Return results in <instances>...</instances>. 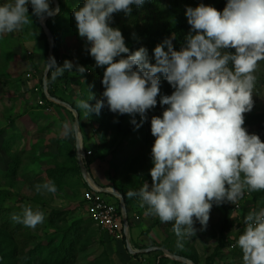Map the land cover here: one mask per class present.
Listing matches in <instances>:
<instances>
[{
	"label": "clouds",
	"instance_id": "clouds-1",
	"mask_svg": "<svg viewBox=\"0 0 264 264\" xmlns=\"http://www.w3.org/2000/svg\"><path fill=\"white\" fill-rule=\"evenodd\" d=\"M50 2L4 0L0 3V37L29 24V4L37 17L59 14V7H50ZM143 3L144 0H85L82 7L74 10L78 34L90 43L89 54L96 66H107L101 98L90 104L92 94L87 100H79L78 106L88 116L93 112L99 115L107 106L113 113L129 114L130 122L139 128L148 119V110L157 105L161 88L158 74L173 87L171 95H160L159 104L168 106L162 116L151 118V134L155 137L152 184L144 182L138 191L129 190L127 196L139 197L141 206H147L149 214L158 216L161 222H172L177 247H183L185 237L196 235L194 217L200 230L207 227L213 202L236 204L246 191H264V141L243 127L244 114L254 105L258 62L264 60V0H227L222 11L203 3L186 6L191 29L180 50L173 47V34L155 47L154 64L149 62L148 50L143 46L115 60L130 50L119 28L110 26L112 14H130L132 5L139 7ZM229 48L235 52L225 51ZM47 63L55 69L53 78L74 68L69 60L57 66L54 57ZM75 68L81 74L86 70L79 64ZM64 128L67 134L68 126ZM87 184L89 189L96 182ZM42 190L55 193L57 187L52 181L36 185L37 192ZM120 212L123 215L122 208ZM12 219L35 228L45 216L27 206L22 216L13 215ZM244 224L245 230L237 240L243 264H264V207L248 212ZM123 225L124 239L130 245V225L126 228L124 220ZM135 251L132 254L145 253Z\"/></svg>",
	"mask_w": 264,
	"mask_h": 264
},
{
	"label": "rangeland",
	"instance_id": "rangeland-1",
	"mask_svg": "<svg viewBox=\"0 0 264 264\" xmlns=\"http://www.w3.org/2000/svg\"><path fill=\"white\" fill-rule=\"evenodd\" d=\"M78 3L79 7L84 4L82 0ZM29 6L31 5L29 4ZM50 7L55 8L54 0H51ZM79 7L76 6V9ZM171 8L170 1H166L164 14H156L155 19L162 22L161 18H165ZM185 9V5H180L177 10L184 13ZM28 14L30 16L29 24L18 31L4 35L7 47L13 49V58L6 64L0 65V190H10L8 191L10 192L8 198L3 200L6 207L8 206L13 210H15L14 208H21L22 210L24 207L31 206L34 211L37 209L41 211L40 206L46 205V210L49 213L53 210L68 209L74 214V216L73 214L69 215V222H71L77 217H88L83 200L84 193L88 189L83 186L84 183H87L86 180L83 179V183L78 177L73 180L79 188L72 185L73 182L70 181L63 185L61 191L57 189L55 193L43 190L41 192L36 191V185L48 182L47 170L63 164L61 157L62 141L65 139L72 142L76 148L77 133H79L82 142V155L86 157L88 153H97L98 164L90 173L100 187L119 191L112 185L116 186L121 183L129 187L131 184H136L138 191L144 182L149 185L152 184V178L147 180L146 177L149 172L148 166L152 160L151 151L155 137L151 134V123L144 121L147 126L146 134H142L140 131L134 133L130 141H125V144L120 145L121 151H119L116 148L119 138L115 137L116 128L113 125V121L117 120L119 114L111 112L107 106L101 109L99 115L93 112L88 116L86 111L82 109L83 113L79 116L80 130L77 132L75 131V113L73 110L54 101V105L43 103L41 92L45 90L44 76L50 46L48 37L45 39L43 36V33L46 34V32L42 26V21L45 22L46 14L38 18L42 29L35 24L37 16L33 13ZM110 24L114 28H119L118 24ZM74 26L77 34L64 38L57 66H62L65 60L72 61L75 65L85 58H92L89 54L90 43L87 42L86 38L79 36L77 22ZM128 27L133 28L134 26L128 25ZM142 40H148V38L144 37ZM255 75L257 83L253 93L254 105L250 112L244 114L245 123L243 127L249 133H256V122L264 120V60L258 62ZM68 77L69 79L67 78L65 81L56 80L58 85L56 95L59 99L61 98L71 105L78 104L79 100H87V92L94 95V98L88 101L90 104H95L96 100L101 98L104 91L102 81L100 85H95V90L87 82L88 79H85L83 73L72 71ZM164 109L157 104L148 110V119L151 120L153 116H162ZM23 114L34 121L27 129L24 124L26 119H23L24 122L20 119ZM104 119L108 126L102 124ZM64 125L68 126L67 134ZM82 127L85 129V134L82 132ZM17 132H23L24 136L20 137ZM114 138L116 142L113 146L108 147ZM14 139L15 141H13ZM5 141L11 142L9 149L6 148V145L4 146ZM9 150L19 154L22 160L18 176L12 181H9L6 175L8 164L11 162ZM77 150L76 148V154ZM83 160L86 162V158ZM255 192L260 194L257 199L246 191L243 198L238 200L236 204L225 201L217 205L213 202L207 227L200 230L201 225L194 217L196 235L185 237L183 247L176 245V248L195 256L199 264H206L207 258L219 244L220 233L224 229L230 242L221 252V255L213 261V264H243L242 250L237 245V240L246 227L244 216L252 210L258 211L260 207H264V191ZM37 197L41 200L35 201ZM107 198L112 203L118 204L119 198L117 196L111 194V196L107 195ZM0 204L2 209V202ZM141 204L140 198L136 197L130 209H127L130 225L128 243L134 250L155 248L153 249L155 251L151 250L153 253H141L133 260L132 264H157L156 250L162 251L163 257H168L164 256L163 249L172 253L168 248L161 246V243H168L171 240L177 242V237L172 231V223L164 225L163 229L159 224V217L149 214L147 206L142 207ZM226 218H229L231 222L225 224ZM28 228L36 236L35 243L46 242L52 238L60 240V235L54 229L49 228L47 222L45 226L38 224L35 228ZM22 233H24V229L15 236L20 249L25 248V237L22 236ZM104 240L111 263L126 264L127 261L121 258V254L125 256V253L129 251L126 240L117 242V240L107 236H104ZM122 251L125 253H121ZM101 253L102 250L98 246H91L88 251L79 253L74 264H93ZM17 264L23 263L18 262Z\"/></svg>",
	"mask_w": 264,
	"mask_h": 264
},
{
	"label": "trees",
	"instance_id": "trees-1",
	"mask_svg": "<svg viewBox=\"0 0 264 264\" xmlns=\"http://www.w3.org/2000/svg\"><path fill=\"white\" fill-rule=\"evenodd\" d=\"M60 4V12L59 14L52 16L47 19L46 25L52 32L54 38V58L56 64L58 63V59L60 56V51L62 44L64 42L65 37L75 36L77 34L76 27L74 24L76 23L75 17L73 15L76 6L79 5V1L81 0H58ZM166 1H170L172 4V8L167 12L165 18H161L162 22L155 19L156 14L163 15L164 4ZM4 0H0V3H3ZM85 0H82L84 3ZM211 5L214 6L218 11H222L226 6L227 0H144V3L137 7L132 5V11L130 14H125L124 11L115 12L112 14V20L109 22L113 24L119 25V30L121 31L125 44L129 48L130 52L121 54L120 57L114 58L115 60H119L121 57H126L131 54L135 50L139 49L141 46L147 48L148 50V59L150 63H155L154 57V49L157 44H160L165 38H171L174 34V39H172L173 47L176 50H180V48L186 43V35L189 33L191 26L189 25L187 18L185 16V12H181V10H177L180 5L196 7L199 4ZM78 9V8H77ZM186 11V9H185ZM71 12V14H70ZM28 13H32V6L28 5ZM69 13V14H68ZM68 15V16H67ZM146 15V18L144 16ZM37 17L35 19V24L41 28L40 21ZM128 25H133L134 27H128ZM112 27V25L110 24ZM135 34V35H133ZM44 38L47 36L43 33ZM148 38V40H142V38ZM167 50V48H165ZM225 51L235 52V49L229 48ZM13 58V49L11 47H7V41L3 37H0V65L6 64L7 61ZM79 65L85 67V79H88L89 82L96 90V86L100 85V82L103 79L104 71L107 66L97 67L95 59L85 58L81 60ZM75 64V65H77ZM72 71H76V68ZM55 73V69L51 68L48 76V87L49 93L55 97H57V81H65L70 72L65 71L62 75H58L53 78ZM161 88L160 94L157 96V104H159L160 95H171L174 91L173 87L163 78L161 74ZM102 83V82H101ZM96 85V86H95ZM91 92H87L86 96L89 97ZM41 99L43 103L46 105H54L53 101L49 100L44 91L41 92ZM61 99V98H60ZM72 106L78 110L79 115L83 113V110L78 106V104L74 103ZM167 108V105L161 106ZM148 117V113H147ZM139 114H136L135 119H139ZM20 119H26L24 122L25 128L27 129L29 125H31L34 121L30 120V118L23 114L20 116ZM132 117L129 114L118 115L117 120L113 125L116 128V138L118 139V147L117 150L121 151V144H125V141H130L131 137L134 133L140 131L142 134H146L147 126L145 123H142V126L136 128L130 121ZM140 120H138L139 122ZM145 122L151 123L150 119H147ZM104 126H108L106 120L102 121ZM102 125V126H103ZM256 134H258L262 141H264V120L256 122ZM82 132L85 134V129L82 127ZM20 137H23V132L19 133ZM15 141V139L13 140ZM116 142L115 138L113 139L112 144H109L108 147L113 146ZM10 141H5L4 146L9 149ZM62 150L61 157L63 158V164L57 166L56 168H52L47 170V178L48 181H52L55 183L57 189L59 191L62 190L63 185L67 182L72 181V185H75L76 188H79L76 182L73 181L76 177L79 180H82L83 183V175L81 172V167L79 162L77 161L76 148L74 147L72 142L67 140L62 141ZM10 151V150H9ZM10 159L11 162L8 164L7 177L9 181L15 180L18 176L20 167H21V157L19 154L13 153L10 151ZM98 164V155L95 152H91L86 155V165L88 167L89 172L97 166ZM153 162L151 160L150 165L148 166L149 172L146 177L147 180L151 179L150 169L153 167ZM85 180V179H84ZM81 183V184H82ZM143 183V182H142ZM87 183H84L83 186L88 188ZM138 185L131 184L129 187L124 184L120 185H112V187L117 188L120 193L123 195L127 209L129 210L131 205L133 204L136 197L129 198L127 196V192L129 190L137 191ZM10 190H0V202H2V209L0 204V264H17L18 262H22L23 264H74L77 260L79 253H84L88 251L91 246H98L102 253L96 258L93 264H112L110 260V255L105 246L104 235L99 227H96L91 218L88 217H77L72 219L69 222V215L73 214L71 210H53L49 213L46 210V205H41L40 209L44 213L45 219L42 223L43 226L48 223V227L54 229L57 234L60 235V240L56 238H52L46 240V242L40 241L35 243L36 236L29 231V228L24 226L21 223L15 222L12 219L13 215L23 214V208H14L13 210L10 207H6L3 204V200L8 198L10 195ZM250 194L257 199L260 194L256 192H250ZM111 196V195H110ZM41 200L37 197L35 201ZM21 201V200H20ZM118 210L121 211L120 202L117 204ZM74 216V214H73ZM231 220L226 218L225 224L230 223ZM163 223L159 220V224L164 229V225L171 224ZM24 229V233L22 236L25 237V248L20 249L17 244V240L15 238L16 234H18L21 230ZM125 239H123V242ZM229 239L226 237L225 230L222 229L219 238V244L215 247V251L207 258L206 264H213V261L216 260L217 257L221 255V252L226 248L229 243ZM177 242L168 241L161 243V246L168 248L172 253L176 255H180L186 258L193 260L196 264H199L198 259L193 256L186 254L176 248ZM149 253H153L150 251ZM156 258L158 260V264H186L183 262H179L177 260L170 259L168 257H163V252L160 250H156ZM127 261L126 264H132L133 260L137 258L141 253L132 254L127 251L122 254Z\"/></svg>",
	"mask_w": 264,
	"mask_h": 264
},
{
	"label": "built area",
	"instance_id": "built-area-1",
	"mask_svg": "<svg viewBox=\"0 0 264 264\" xmlns=\"http://www.w3.org/2000/svg\"><path fill=\"white\" fill-rule=\"evenodd\" d=\"M86 212L101 231L116 240H123L126 233L122 212L112 203L103 190L95 185L84 193Z\"/></svg>",
	"mask_w": 264,
	"mask_h": 264
},
{
	"label": "water",
	"instance_id": "water-1",
	"mask_svg": "<svg viewBox=\"0 0 264 264\" xmlns=\"http://www.w3.org/2000/svg\"><path fill=\"white\" fill-rule=\"evenodd\" d=\"M54 4H55V7H59L60 9V4H59V1L58 0H54ZM47 20L48 18H50L49 16H45ZM42 26L46 32V35L49 39V43H50V46H49V56H48V61L51 57L54 56V38H53V35H52V32L50 31V29L47 27L46 23L45 22H42ZM47 61V62H48ZM50 69H51V66H48V63H47V67H46V70H45V76H44V87H45V94L47 96V98L49 100H52L54 102H57V103H60L61 105L65 106L66 108H69L71 110L74 111L75 113V131L79 132V126H80V118H79V112L77 109H75L71 104H69L68 102L64 101V100H61L59 99L58 97H53L49 94L48 92V87H47V82H48V76H49V72H50ZM79 133H77V143H76V148L78 149L77 150V158H78V161H79V164H80V167H81V172H82V175L84 177V179L87 181V182H94L93 179L91 178V175L83 161V157H82V154H81V146H82V142H81V135L79 137L78 135ZM96 185V184H95ZM102 190L104 192H108L109 194H112L114 196H117L120 200V206L122 208V211H123V220H124V224H125V227L128 228V225H129V221H128V218H127V206H126V201L123 197V195L117 191V190H114V189H107V188H102ZM128 248H129V251L131 253H135L137 251H135L134 249H132V247L130 245H128ZM152 249H142L140 250L141 252H149L151 251ZM164 250V256H168L172 259H175V260H179V261H183V262H186L188 264H196L194 261L186 258V257H183V256H179V255H175V254H172L170 253L168 250Z\"/></svg>",
	"mask_w": 264,
	"mask_h": 264
},
{
	"label": "crops",
	"instance_id": "crops-1",
	"mask_svg": "<svg viewBox=\"0 0 264 264\" xmlns=\"http://www.w3.org/2000/svg\"><path fill=\"white\" fill-rule=\"evenodd\" d=\"M118 242V241H117ZM120 249H121V247H120ZM121 253H125L124 251H122ZM121 258H124L125 259V257H123V255L121 254Z\"/></svg>",
	"mask_w": 264,
	"mask_h": 264
},
{
	"label": "bare ground",
	"instance_id": "bare-ground-1",
	"mask_svg": "<svg viewBox=\"0 0 264 264\" xmlns=\"http://www.w3.org/2000/svg\"><path fill=\"white\" fill-rule=\"evenodd\" d=\"M82 154V153H81Z\"/></svg>",
	"mask_w": 264,
	"mask_h": 264
}]
</instances>
